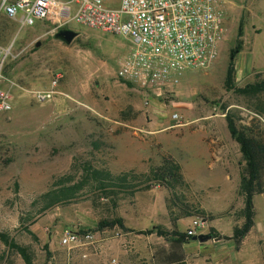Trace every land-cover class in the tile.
I'll return each instance as SVG.
<instances>
[{
  "label": "rangeland",
  "instance_id": "obj_1",
  "mask_svg": "<svg viewBox=\"0 0 264 264\" xmlns=\"http://www.w3.org/2000/svg\"><path fill=\"white\" fill-rule=\"evenodd\" d=\"M222 1L229 23L216 63L186 71L177 85L149 99L117 76L119 60L132 45L126 37L71 22L68 27L79 35L67 44L51 23L22 25L0 5V46L8 50L0 64V89L10 91L12 104L11 110L0 111V228L28 248L32 264H190L193 250L175 236L138 230L158 226L186 232L195 216L206 215L205 233H210L219 217L240 210L236 195L245 161L226 114L264 139L259 117L264 119V94L252 97L227 89L225 78L240 29L243 47L235 63V86L256 79L257 72H245V64L256 62L264 72V0ZM3 25L8 28L1 30ZM46 31L37 46L34 36ZM58 72L64 75L61 94L39 101L36 91L50 88ZM59 98L67 99L65 107ZM174 113L180 114L179 124ZM217 137L219 145L207 149L204 139ZM215 149L221 151L214 154ZM167 156L182 166L190 180L185 185L147 182L152 167ZM133 164L136 168L128 170ZM87 166L116 175L129 172V184L97 187ZM82 181L73 195L53 204L43 197ZM254 205L256 231L263 232L264 193L255 196ZM226 207L230 210L221 213ZM119 217L134 231L99 228L101 220ZM221 221L229 229L230 220ZM67 229L91 231L94 239L65 246ZM190 243L201 246L197 240ZM256 244L264 250V243ZM0 264L28 263L0 239Z\"/></svg>",
  "mask_w": 264,
  "mask_h": 264
},
{
  "label": "built area",
  "instance_id": "obj_2",
  "mask_svg": "<svg viewBox=\"0 0 264 264\" xmlns=\"http://www.w3.org/2000/svg\"><path fill=\"white\" fill-rule=\"evenodd\" d=\"M0 5L9 18L22 25L42 20L56 31L76 22L91 30L126 37L132 45L119 60L117 76L147 99L177 85L186 71L214 65L229 23L222 0H2ZM7 56L8 50L0 46V64ZM63 78V73H56L51 87L37 90L36 98L41 102L53 100L61 94L58 86ZM11 109L10 91L0 89V111ZM172 118L180 123L179 113ZM208 226V217L198 215L186 233L193 237L205 233ZM93 239L91 231L67 229L62 244L75 247Z\"/></svg>",
  "mask_w": 264,
  "mask_h": 264
},
{
  "label": "trees",
  "instance_id": "obj_3",
  "mask_svg": "<svg viewBox=\"0 0 264 264\" xmlns=\"http://www.w3.org/2000/svg\"><path fill=\"white\" fill-rule=\"evenodd\" d=\"M242 35V29H240L238 41L230 50V62L225 78V84L227 89H234L240 94L253 97L264 94V72L257 73L255 81L248 83L245 86L236 87L234 84L235 63L243 47ZM226 121L232 138L240 145L243 159L245 161V166L241 170L240 182V194L244 197V207L238 212L231 214L235 220H242L241 222L236 223L232 236L239 248L242 245L244 238L250 233L255 225V196L264 193V139L251 135L246 129L241 128L234 115L231 113L226 114ZM85 169L91 172V177L97 181V187H126L129 184V172H123L116 175L109 169L98 170L90 168V166H87ZM146 177L147 182L154 180L170 187L177 185L183 186L187 183L182 166L170 156L165 157L161 165L153 166ZM83 183L84 182L82 181L79 184L71 186H61L58 189L46 192L43 197L50 200L48 204H53L56 201H60L63 197L73 195L77 189L82 187ZM115 226L124 230L134 231V229L128 228L124 223V219L120 217L109 220L105 219L99 222V228L101 229L106 227L114 228ZM138 231L145 235L157 233L160 236H175V240L180 244L189 243L192 239V236H188L186 232L166 231L158 226ZM209 234H211L212 237L220 235V233L213 227ZM0 239L8 245L9 248L16 250L28 264L33 263L28 248L20 245L1 228Z\"/></svg>",
  "mask_w": 264,
  "mask_h": 264
},
{
  "label": "crops",
  "instance_id": "obj_4",
  "mask_svg": "<svg viewBox=\"0 0 264 264\" xmlns=\"http://www.w3.org/2000/svg\"><path fill=\"white\" fill-rule=\"evenodd\" d=\"M6 15V14H5ZM8 23V22H7ZM8 26L3 25L1 30H4ZM45 33L36 34L32 41H38ZM40 42V41H38ZM256 62H250L244 65V71L250 72L249 74H253L254 72H259V66L255 64ZM254 69V72H253ZM66 98L58 99L57 103L60 106H64L66 102ZM65 107V106H64ZM207 143V149L212 151V147H216L219 145L220 139L217 137L216 139L208 140L204 139ZM217 151H221V149H215L213 153L215 154ZM218 159L224 157L217 155ZM136 168L135 164L127 167L128 170ZM123 170V169H122ZM185 179L190 181L188 177L184 174ZM240 182L239 181V192H240ZM239 192L236 195V202L238 203L237 207L241 210L244 207V197ZM233 204L230 205L232 207ZM230 208L226 207L224 210H221V213L229 211ZM228 218L230 221L229 229H227L225 222H222L221 219ZM224 218L220 217L217 219L218 222H213L212 226L215 228L220 235L229 236L230 238H221L220 240H215L214 238L206 241L200 242L201 246H194L190 242L186 243L185 249H192L193 251L190 254H194L192 258V262L190 264H264V250L261 251L256 243H264V231L259 232L256 231V222L250 233L244 238L242 245L238 248L233 236L234 227L236 225L237 220L233 219L232 215H225ZM242 220H240L241 222ZM225 225V227H224ZM193 239V237H192ZM194 240V239H193ZM209 241H212L213 244L210 246H205L204 251H202L201 247L205 244H208ZM189 255V254H188Z\"/></svg>",
  "mask_w": 264,
  "mask_h": 264
},
{
  "label": "water",
  "instance_id": "obj_5",
  "mask_svg": "<svg viewBox=\"0 0 264 264\" xmlns=\"http://www.w3.org/2000/svg\"><path fill=\"white\" fill-rule=\"evenodd\" d=\"M56 37L63 40L65 43L70 44L72 41L79 35V33L71 28H61L56 32ZM41 42H37V46H40ZM214 238L215 240H220L221 238H230L229 236L219 235L217 237H212L209 233H201L199 235L193 236L194 240H198L200 242H206L210 239Z\"/></svg>",
  "mask_w": 264,
  "mask_h": 264
}]
</instances>
